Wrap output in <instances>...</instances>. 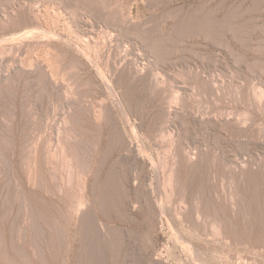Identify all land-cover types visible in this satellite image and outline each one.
Instances as JSON below:
<instances>
[{"label":"rangeland","instance_id":"1","mask_svg":"<svg viewBox=\"0 0 264 264\" xmlns=\"http://www.w3.org/2000/svg\"><path fill=\"white\" fill-rule=\"evenodd\" d=\"M0 264H264V0H0Z\"/></svg>","mask_w":264,"mask_h":264},{"label":"bare ground","instance_id":"2","mask_svg":"<svg viewBox=\"0 0 264 264\" xmlns=\"http://www.w3.org/2000/svg\"><path fill=\"white\" fill-rule=\"evenodd\" d=\"M76 44V43H75ZM77 48V47H76ZM79 50V49H78ZM82 51V50H81ZM85 55V54H84ZM96 118V117H95ZM136 142V141H135ZM170 176V175H169ZM83 181V180H82ZM168 181V180H167ZM166 187V186H165ZM168 195V194H167ZM160 201H161V199H160ZM161 203V202H160ZM161 205V204H160ZM158 206V205H157ZM159 208V207H158ZM85 221V220H84ZM87 225V224H86ZM85 228V227H84ZM215 228V227H214ZM82 229V228H81ZM177 234H179V233H177ZM85 236V235H84ZM83 237V236H82ZM94 238V237H93ZM89 261V260H88Z\"/></svg>","mask_w":264,"mask_h":264}]
</instances>
